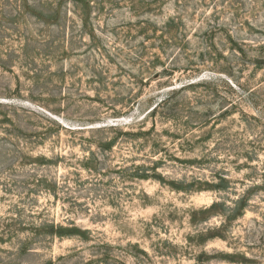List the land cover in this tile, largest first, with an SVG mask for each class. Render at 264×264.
Instances as JSON below:
<instances>
[{
    "label": "rangeland",
    "instance_id": "1",
    "mask_svg": "<svg viewBox=\"0 0 264 264\" xmlns=\"http://www.w3.org/2000/svg\"><path fill=\"white\" fill-rule=\"evenodd\" d=\"M0 264H264V0H0Z\"/></svg>",
    "mask_w": 264,
    "mask_h": 264
},
{
    "label": "trees",
    "instance_id": "2",
    "mask_svg": "<svg viewBox=\"0 0 264 264\" xmlns=\"http://www.w3.org/2000/svg\"><path fill=\"white\" fill-rule=\"evenodd\" d=\"M157 109V107L154 109V111Z\"/></svg>",
    "mask_w": 264,
    "mask_h": 264
}]
</instances>
